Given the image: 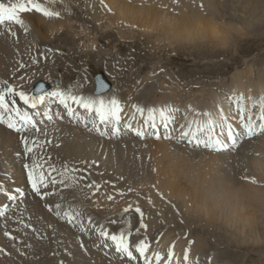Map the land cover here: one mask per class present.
<instances>
[{
    "label": "bare ground",
    "instance_id": "obj_1",
    "mask_svg": "<svg viewBox=\"0 0 264 264\" xmlns=\"http://www.w3.org/2000/svg\"><path fill=\"white\" fill-rule=\"evenodd\" d=\"M60 1L66 5L65 11L58 8L57 0H39L46 7V14H23L25 26L29 28L27 33L15 25L12 26V31L16 32L15 37L0 29V79H7L12 84L23 83L26 90H34L43 83L48 90L70 87L79 94L87 95V92L93 90V86L87 85L88 78L73 65L72 60L83 55H92L101 34L109 29L114 30L113 33L119 38L129 42L136 36H154L159 45L156 49L164 45L174 52L189 47L201 48L216 41L221 46L233 44L232 41L243 37L252 26L264 23V0ZM73 2L79 12H85L86 18L99 25L100 35L91 32L88 22L82 21L79 14L71 11L68 6ZM240 10L242 14L238 16ZM234 18H238V21ZM45 49L53 51L47 53V59L40 58L38 65L33 66L30 56L38 55ZM159 61L154 59L152 64H160ZM20 63L26 64L27 67L20 69ZM99 70L98 68L94 73L105 76ZM77 74H80L79 80L75 77ZM20 76H26V79L21 82ZM166 77L173 79L168 73L162 77L159 74L154 80L146 77L141 81L143 86L140 84L135 90L127 89L121 80L120 89H117L106 76L105 79L113 85L111 90L119 93L116 96L124 105L122 115L125 118L133 111L131 106L134 103L153 106V110L159 112L155 125L160 130V120L163 119L164 124L167 122L170 126V113L172 118L179 112L177 126L175 125L177 130L172 138L164 131L159 137L144 132L143 138H124L122 142L111 141L109 136L99 134L94 137L88 135L90 125L85 127L82 122L69 119L62 109L54 105L53 121H61L54 124L50 122L51 125H48L52 140L48 152L58 164L69 162L78 167L90 166L91 179L96 180L101 187L98 193L92 196V200L99 206L92 205L91 207L95 208H90V211L110 230L125 225L129 218L133 228L138 226V219L131 216L125 220L120 216L114 217L119 222L117 225H112L106 218L111 216L108 214L111 211L108 205L126 207L132 203L133 207L135 206L125 191L136 197L137 194H142L148 202L145 208L153 216L147 222V233L163 234L161 244L157 243L158 246L153 247L152 252L159 253L158 247L169 245L176 246V257H181V249L190 248V262L195 264L199 259H202V263L204 261L203 264H211L213 260L217 262L215 264H219L220 260L221 264H239L240 259L245 262V255L236 261L228 256L226 249L219 246L209 247L207 236L201 239L198 235L196 241H191L192 237L185 234V228H177L166 219L162 206H172L175 210L173 199L178 200L181 208L199 219L222 224L228 229L227 232H231L229 236L236 238L235 241L264 242V232H261L264 230V132L256 137L254 134L256 123L264 129V67L254 68L251 64L245 69H237L231 75L230 83L222 87L221 92L215 84L191 89H185L182 85L170 86L164 81ZM81 84L82 88L77 87ZM20 106H23L22 102ZM236 109L243 115L244 121L241 123L239 121L242 119L237 121L239 115H236ZM56 113L63 116V119L56 117ZM133 125L142 131L145 126L139 115ZM242 125L244 127H241ZM175 134L181 137V141L174 137ZM209 135H214L219 144H203L204 137ZM242 137L249 141L243 144ZM17 141L19 142L18 134L0 124V186L27 189L22 167L24 161L15 155L22 147ZM232 141L236 146L233 151ZM151 144L172 148H166L170 152L165 155L166 164L161 165V159H151L144 164L147 156L136 149L147 148ZM226 145L228 150L222 151V146ZM106 146L110 147L106 149ZM120 149H125L124 155H128V158L120 159L119 165L115 167L112 162L119 158L113 154ZM150 153L153 154L152 149L146 152L147 155ZM105 154L107 159L104 158ZM188 154L230 159V168L226 170L215 162L209 165L204 164L205 162L195 163L184 158ZM93 161L96 163L92 164ZM180 180H183L184 185L180 184ZM113 187L124 191H117L112 196L113 199L108 200L109 188ZM99 198H106L101 202L103 206H100ZM34 199L36 201H33ZM0 200H3V196H0ZM57 201L55 196L48 198L50 203ZM27 204L26 215L31 214V223L41 230L46 238L37 239L30 229L9 223L13 227L9 231L17 228L19 231H12V235L17 237L15 241L2 240L0 236V248L7 249L6 252L11 254L2 257L0 252V264H43L45 260L58 257L60 251L65 254L60 237L65 236L66 239L70 234L72 238H78L76 232L69 231L62 221L47 212L43 201L29 196ZM47 223L53 224L54 231L45 230ZM98 240L96 237V241L86 242L88 250L96 255L104 251L102 247H97ZM29 243L32 245L31 249L25 247ZM17 248L26 252L27 256L19 255ZM68 252L72 254L71 250ZM63 261L64 264L67 262L65 259ZM114 262L111 260L110 264Z\"/></svg>",
    "mask_w": 264,
    "mask_h": 264
},
{
    "label": "snow or ice",
    "instance_id": "obj_2",
    "mask_svg": "<svg viewBox=\"0 0 264 264\" xmlns=\"http://www.w3.org/2000/svg\"><path fill=\"white\" fill-rule=\"evenodd\" d=\"M32 12L46 14L47 9L39 0H10V2L0 0V29L15 37L16 32L12 31V26L15 25L27 33L29 28L25 26V20L22 17L23 14ZM51 51L53 50L45 49L38 55L30 56L31 64L37 66L39 59H47V53ZM19 67L24 69L27 65L20 63ZM19 79L23 82L26 76H20ZM95 84V95H82L70 87L46 90L43 83L34 90H26L23 83L12 84L7 79H0V124L6 125L8 129L19 134L22 147L21 151L16 152L15 155L24 161L22 167L26 172L28 185L27 189L21 187L10 189L0 186V196H3V200H0V226L5 229L3 234L11 240L17 239L12 235V231H19V228L8 230L9 223H13L20 228L30 229L37 239L46 238L45 234L31 223V214L26 215L27 200L31 196L43 201L47 212L57 220L78 228L81 233L94 232L100 240L104 241L97 247L104 249L103 254L106 257L111 253L119 258L120 264H124L125 260L127 264H162V261L163 264H173L174 261L175 264H181L179 258L174 260L173 250L168 252L166 261L161 253L151 251L145 212L138 204L133 207V204L129 203L121 210L123 215H127L130 211L138 214V226L135 228L130 218L125 225L111 230L99 222L90 211L92 205L99 206L92 200V196L95 194L93 190L100 188V184L91 179L90 166L78 167L69 162L58 164V161L48 152V146L52 142L48 124L54 120V105L62 109L69 119L82 122L85 127L90 125V131H95L104 137H119L123 129L130 130L136 136L143 138L144 132L139 127H133V121L136 120L137 115L142 118L145 126L151 124L155 129L157 117L152 109L146 110L134 103L131 106L133 111L125 118L122 115L124 105L118 97L103 95L111 91L110 83L103 77L97 76ZM77 87L82 88L83 85ZM20 102L23 106H20ZM55 116L63 119L59 113ZM156 130L158 132V129ZM95 163V161L92 162V164ZM53 196L57 197L58 201L48 202V198ZM112 199V196H108V200ZM106 219L112 225L119 223L116 219ZM46 229L54 231L53 224L47 223ZM25 247L31 249L32 245L29 243ZM81 248L86 251L82 241ZM3 251L4 249L0 248V252ZM17 252L21 256H27L26 252L19 248ZM65 254L71 253L65 249ZM189 257L190 248H186L183 264H192ZM58 264H64V261L60 260Z\"/></svg>",
    "mask_w": 264,
    "mask_h": 264
},
{
    "label": "rangeland",
    "instance_id": "obj_3",
    "mask_svg": "<svg viewBox=\"0 0 264 264\" xmlns=\"http://www.w3.org/2000/svg\"><path fill=\"white\" fill-rule=\"evenodd\" d=\"M74 3L75 2H73V4L70 3L68 6L71 7V11H75V14H79L82 21L84 20L88 22L91 32L99 33L100 35L101 30L99 25L95 21L86 18L85 12H79L78 7ZM64 4V2L57 0V5L59 6L58 8L61 10L63 9V11L66 10V5ZM239 12L240 13H238V16L242 14L241 10ZM234 20L238 21V18H234ZM113 32L114 30L109 29L107 32H103V34H101L100 41L97 44L98 46L93 49L92 55H88V57L87 55H83L81 58L78 57L72 60L73 65H76L77 69H80L81 72L86 73V78H88L87 82H89V84L93 79L94 71H97L99 68V71L103 72L110 83L116 85L117 89H120V80L125 86L129 84L134 87L142 78H146V76L153 75L150 78L154 80V78L159 74H161L162 77L163 74L168 73L174 80L166 77L164 81L166 84H170V86L182 85L185 89H191L203 85L215 84V87H219L218 90L221 92L222 87L230 83L231 75L236 72L237 69H245L251 64L254 65V68L264 67V23L262 25L255 24L252 26L251 30H247L244 35L245 37H237L238 40L236 39L235 41H232L233 44L230 42L231 44L225 45L226 47L221 46L216 41L212 43L209 42L201 48L189 47V49H177L174 52H171L172 50L169 46L166 47L164 45L162 47L160 46L161 48L156 49L159 45L155 41L154 36H136L133 38V41L129 42L121 37V40H119L120 38ZM109 33H112L113 35ZM153 57L155 61L157 59L160 60V64L156 63L153 65ZM114 58L115 60H121L118 63L122 65L123 68L120 67V65H115L116 62ZM85 69L88 72L85 71ZM78 73H80V71ZM75 77L79 80L80 74H77ZM140 86L141 85L138 87ZM237 111L238 109L235 110V112ZM178 113L179 112H177L174 117L178 118ZM160 122L164 124L163 119L160 120ZM161 123L159 125L160 128L162 126ZM176 123L172 122L170 125V127L173 128V133L177 130L175 129L177 128ZM143 132H147L151 136L156 135L157 130L154 129L151 124H149L148 126H144ZM17 143L19 146H21L18 141ZM109 147L110 146H106L105 148L108 149ZM164 147L165 146L151 144L147 148H137L136 150L141 151V154L147 156L144 164L151 161V159L152 161H158L161 159L162 165L166 164L165 155L170 153L167 149H172L171 147H166L167 149ZM126 149L128 150V148ZM149 149H152L153 154H146ZM108 152H110V150ZM124 153H126L125 149H120L119 152L113 154V156H118L119 158L118 160L112 162L115 167L119 165L120 159L128 158V155H124ZM185 157L195 163L205 162L204 164L209 165L215 162L221 167L226 168V170H229L231 164L230 159H223L218 156L201 157L198 155L188 154L185 155L184 158ZM104 158L107 159L106 154L104 155ZM110 161H112V158ZM179 182L181 185H184L183 180H180ZM100 183L102 184V182ZM119 190L124 191L121 188ZM119 190L114 187L109 188V196H113ZM94 193H98V190H95ZM125 193L129 197L130 201L135 203V206L138 204L139 207L142 208V210L145 212V222H149L148 220H150L153 216L151 215L150 211L145 208L146 203H148L146 198L142 194H137L138 196L136 197V195L129 192L125 191ZM104 200H106V198H99L100 206L104 205L101 203ZM173 203L176 207L175 210L172 208V206L168 205L162 206V209L166 219L170 220L175 227L185 228L187 232L191 233L195 239L198 235L201 239L207 236L206 238L210 241L209 247L219 246L223 249H226L228 251V256L236 259V261L240 259V256L242 257L245 255V262H241L240 259L238 261L239 264H264V242L257 243L249 241L241 243L237 240L235 241L236 238L234 236H229L231 232H227L226 230L228 229L222 226V224L206 221V219H199L197 216L181 208L178 200L173 199ZM108 206L111 210L110 213H108L111 215L109 218L113 217L114 219L116 216L122 217L123 214L121 210L124 208V205L117 207L112 205ZM130 216L131 218L138 219L136 221H139V216L138 214L134 213V211H130L127 215H123V220L129 218ZM12 228L13 227L9 224L8 230ZM4 231L5 229L1 226V239L6 241L10 240L3 234ZM261 232H264V230ZM64 237L65 236L60 237V240L64 245V248L68 251L71 250L72 254L70 256H66L59 250L60 252L58 257H52L50 260H45L43 264H58L59 260L64 259L67 260L65 264H96V262L97 264L111 263V260L108 258L106 260L104 259L106 257L103 254L104 251H102L100 255H98V253L96 255L94 252L88 250L86 242L91 243L90 240L72 238L70 234L66 239H64ZM81 241L83 242L86 251L81 248V243H79ZM13 245L14 244H12V247ZM211 250L209 252H211ZM6 251L7 249L1 252L2 257L6 255ZM101 258H103L104 261ZM112 261L114 262V260ZM214 262L216 261L213 260L211 264H214ZM114 264H120V261L117 260L114 262ZM219 264H221V260L219 261Z\"/></svg>",
    "mask_w": 264,
    "mask_h": 264
}]
</instances>
